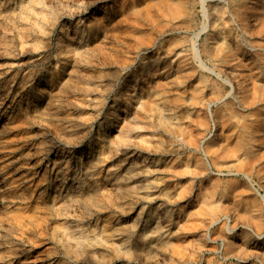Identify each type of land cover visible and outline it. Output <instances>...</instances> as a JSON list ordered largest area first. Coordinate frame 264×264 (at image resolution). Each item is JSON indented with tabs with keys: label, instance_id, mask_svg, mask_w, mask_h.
<instances>
[{
	"label": "rangeland",
	"instance_id": "374dc122",
	"mask_svg": "<svg viewBox=\"0 0 264 264\" xmlns=\"http://www.w3.org/2000/svg\"><path fill=\"white\" fill-rule=\"evenodd\" d=\"M200 1L0 0V264H264V0Z\"/></svg>",
	"mask_w": 264,
	"mask_h": 264
},
{
	"label": "bare ground",
	"instance_id": "6f19581e",
	"mask_svg": "<svg viewBox=\"0 0 264 264\" xmlns=\"http://www.w3.org/2000/svg\"><path fill=\"white\" fill-rule=\"evenodd\" d=\"M204 1L205 0H201L200 2H201V4L203 5L204 4ZM178 2V1H177ZM180 3V2H179ZM209 3V2H208ZM210 3H211V1H210ZM127 4V3H126ZM125 4V5H126ZM153 4H154V2H153ZM167 4H169V3H167ZM182 4V3H181ZM155 5V4H154ZM170 5V4H169ZM168 5V6H169ZM176 5V4H175ZM174 5V6H175ZM190 5V4H189ZM216 5V4H215ZM231 5V4H230ZM127 6V5H126ZM167 6V7H168ZM225 6H227V5H225ZM164 7V6H163ZM201 7H203V12H202V14L205 12L206 13V10L208 9V8H206L205 6H201ZM212 7V6H211ZM159 7H157V10H160V9H158ZM161 8V7H160ZM174 8V7H173ZM176 8V7H175ZM256 8V7H255ZM168 9V8H167ZM171 9V8H170ZM185 9V8H184ZM128 10V9H127ZM220 10V9H219ZM218 10V11H219ZM164 11V10H163ZM201 11H202V9H201ZM217 11V10H216ZM160 12H162V10L160 11ZM163 13H165V12H163ZM162 13V14H163ZM212 13V12H211ZM219 13H220V11H219ZM230 13V12H229ZM243 13V12H242ZM169 14H171V17H172V13H169ZM168 14V15H169ZM221 14V13H220ZM166 15V14H165ZM203 15H205L204 17H208V13L207 14H203ZM214 16V15H213ZM170 17V18H171ZM221 17V16H220ZM173 18H175V17H173ZM123 19V18H122ZM159 19V18H158ZM168 19V18H167ZM206 19V18H205ZM209 20H210V17H209V19H208V21H205L203 24H202V27H201V29L200 30H198L197 32H195L194 34H193V38L190 40L189 39V41H192V45H191V49H192V59H193V61H195V63L197 64V67H199L201 70H206V72H214L215 73V69L213 68V67H209L208 65H207V63L205 62V60L203 59L204 57H202V54L200 53V50H199V46H198V38H199V35H200V31H202V30H206L207 29V25H208V23L207 22H209ZM212 20V19H211ZM217 20V19H216ZM214 21H215V19H214ZM158 23H161V22H159V21H157ZM103 23H105V22H103ZM137 23V22H136ZM218 24V23H217ZM83 25V24H82ZM82 25H81V27H82ZM99 25V24H98ZM97 25V26H98ZM104 25V24H103ZM106 25V24H105ZM109 25V24H108ZM157 25V24H156ZM100 26V25H99ZM101 26H102V24H101ZM107 26V25H106ZM103 27V26H102ZM101 27V28H102ZM111 27V26H110ZM156 27V26H155ZM92 28H93V25H92ZM97 28V27H96ZM112 28V27H111ZM110 28V29H111ZM114 28V27H113ZM157 28V27H156ZM106 29H107V27H106ZM133 28H131V30H132ZM140 28L138 27V30H139ZM221 29V28H220ZM82 30V29H81ZM84 30V29H83ZM86 30V29H85ZM90 30V29H89ZM95 30V29H94ZM100 30V29H99ZM108 31H109V28L107 29ZM113 30V29H112ZM141 30H142V28H141ZM140 30V32H142ZM225 30V29H224ZM77 31V30H76ZM211 31V30H210ZM225 31H227V30H225ZM225 31H224V33H225ZM79 32V31H78ZM82 31H80L79 33H81ZM87 32V31H86ZM94 32V31H93ZM112 32V31H111ZM110 32V33H111ZM133 32H135V31H133ZM133 32H131V34H133L134 35V33ZM138 32V31H137ZM139 32V33H140ZM203 32V31H202ZM206 32V31H205ZM208 32V31H207ZM207 32H206V34H207ZM114 34H115V32H113ZM118 33V32H117ZM139 33H138V35H137V33H135V35H137V36H139ZM168 33V32H167ZM223 33V34H224ZM238 33V32H237ZM86 34V33H85ZM84 34V35H85ZM119 34V33H118ZM117 34V35H118ZM127 34H129V33H127ZM169 34V33H168ZM209 34V33H208ZM207 34V35H208ZM108 35H110L109 33H108ZM111 35H113V34H111ZM141 35H142V33H141ZM82 36V35H81ZM81 36H79V37H81ZM238 36V35H237ZM82 37H84V36H82ZM154 37H156L155 35H154ZM115 38V37H114ZM117 39H119V37L117 36L116 37ZM139 39H141L140 38V36L138 37ZM145 38V37H144ZM151 38V37H150ZM213 38H214V41H213V43H211V44H214V56L216 55V58H214L215 60H217V59H221L222 57H224V56H227V50H224V48L222 47V40H224L223 39V35H222V33H221V31L219 30L218 32H214V36H213ZM82 39V38H81ZM153 39H155V38H153ZM208 39V38H207ZM210 39V38H209ZM208 39V40H209ZM169 41V40H168ZM145 42H147V41H145ZM134 43V42H133ZM149 43V42H148ZM152 43V42H151ZM164 44H165V42H164ZM163 44V45H164ZM172 44V43H171ZM170 44V45H171ZM174 44V43H173ZM130 45H132L133 46V44H130ZM148 45V44H147ZM152 45V44H151ZM154 45V44H153ZM169 45V44H168ZM233 46V45H232ZM140 47V46H139ZM157 48V47H156ZM189 48V47H188ZM233 49H235V48H233ZM165 50H166V48H165ZM170 50V49H169ZM183 50H185V49H183ZM152 51H153V49H152ZM161 52V51H160ZM159 52V53H160ZM165 52V51H164ZM168 52V51H167ZM103 53V52H102ZM138 53V52H137ZM233 53V52H232ZM153 54V53H152ZM151 55V54H150ZM149 55V56H150ZM237 55V54H236ZM89 56H91V55H89ZM94 56V55H93ZM106 56V55H105ZM114 56V55H113ZM137 56V55H136ZM190 56V55H189ZM207 56V55H206ZM229 57H231V54H229L228 55ZM87 57V56H86ZM85 57V58H86ZM145 57V56H144ZM148 57V56H147ZM166 57V56H165ZM165 57H160V56H158V55H156L155 53L152 55V56H150V57H148V59L146 60L147 62H145V63H147V65H149V64H158L159 65V67L160 66H165V65H167L168 63H167V61L169 60L168 58H165ZM89 58V57H88ZM93 58V57H92ZM92 58H91V60H92ZM97 58V57H96ZM103 58V57H102ZM115 58V57H114ZM118 59H120L121 57H117ZM128 58V57H127ZM90 59V58H89ZM88 59V60H89ZM104 59H105V57H104ZM117 59V60H118ZM139 59V58H138ZM226 59V58H225ZM86 60V59H85ZM96 60V59H95ZM112 60H113V58H112ZM122 60V59H121ZM128 60V59H127ZM131 60V59H130ZM208 60V59H207ZM224 60V59H223ZM94 61V60H93ZM114 61H116V60H114ZM123 61V60H122ZM143 61H145V60H143ZM110 62V61H109ZM117 62V61H116ZM181 62V61H180ZM191 62V61H190ZM208 62V61H207ZM102 63V62H101ZM106 63V62H105ZM108 63V62H107ZM106 63V64H107ZM137 63V62H136ZM241 63V62H240ZM109 64H111V63H109ZM113 64V63H112ZM123 64V63H122ZM127 65V64H126ZM130 65V64H129ZM129 65H128V67H129ZM146 65V66H147ZM218 65V64H217ZM104 66V65H103ZM106 66V65H105ZM104 66V67H105ZM108 67H109V65H107ZM111 66V65H110ZM115 66V65H114ZM119 66V65H118ZM144 66V65H143ZM145 67V66H144ZM157 67V66H156ZM118 68V67H117ZM120 68V67H119ZM191 68V67H190ZM193 68V67H192ZM107 69V68H106ZM109 69V68H108ZM111 69H113V68H111ZM122 69V68H121ZM141 69H142V66H141ZM155 69V68H154ZM161 69V68H160ZM104 70H105V68H104ZM144 70V69H143ZM148 70V69H147ZM146 70V71H147ZM178 70V69H177ZM176 70V71H177ZM181 70V69H180ZM179 70V71H180ZM185 70V69H184ZM250 70V69H249ZM108 71V70H107ZM110 71V70H109ZM132 71V70H131ZM133 71H135V70H133ZM138 71V70H137ZM145 71V70H144ZM175 71V72H176ZM190 71V70H189ZM193 71V70H192ZM150 72V71H149ZM153 72V71H152ZM164 72V71H163ZM174 72V73H175ZM180 72H182V70L180 71ZM188 72V71H187ZM191 72V71H190ZM201 72V71H200ZM135 73H137V72H135ZM144 73V72H143ZM151 73V72H150ZM149 73V74H150ZM155 73V72H154ZM154 73H153V75H154ZM178 73V72H177ZM197 73V72H196ZM213 73V74H214ZM231 73V72H230ZM130 74V73H129ZM164 74V73H163ZM167 74V73H166ZM186 74H188V73H186ZM139 75V74H138ZM143 75H145V74H143ZM147 75V74H146ZM155 75H156V73H155ZM218 77H219V75L218 74H216ZM229 75V74H228ZM130 76V75H129ZM157 76H158V73H157ZM176 76V75H175ZM191 76V75H190ZM195 76V75H194ZM137 77V75L136 74H133V78H131V79H135ZM178 77V76H177ZM197 77V76H196ZM106 78V77H105ZM229 78H230V76H229ZM108 79V78H107ZM125 79H127V78H125ZM129 79V78H128ZM181 79V78H180ZM183 79V78H182ZM190 79V78H189ZM197 79H199V78H197ZM136 80V79H135ZM186 80H188V79H186ZM196 80V79H195ZM200 80H202V79H200ZM109 81V80H108ZM107 81V82H108ZM111 81V80H110ZM126 81V80H125ZM129 81V80H128ZM190 81V80H189ZM163 82H166V81H163ZM171 82V81H170ZM191 82V81H190ZM202 82V81H201ZM168 83V82H167ZM166 83V84H167ZM200 83V82H199ZM120 84V83H119ZM161 84V83H160ZM180 84V83H179ZM188 84V83H187ZM192 84V83H191ZM198 84V83H197ZM114 85V84H113ZM112 85V86H113ZM190 85V84H189ZM202 85V84H201ZM199 86L200 88H202V86ZM159 86V85H158ZM191 86V85H190ZM206 86V85H205ZM187 87V86H186ZM189 87V86H188ZM181 88H182V86H181ZM194 88V87H193ZM165 89V88H164ZM246 89V88H245ZM149 90V89H148ZM147 90V91H148ZM154 90V89H153ZM152 90V91H153ZM151 91V92H152ZM155 91H156V89H155ZM155 91L153 92L154 94H155ZM159 92V91H158ZM200 92V91H199ZM153 95V94H152ZM155 95H157V94H155ZM159 97H160V95H159ZM158 97V98H159ZM157 98V99H158ZM157 99H156V101H157ZM160 99V98H159ZM159 99H158V101L157 102H159ZM152 101H154V100H152ZM136 103V102H135ZM150 103V102H149ZM141 104V103H140ZM159 104V103H158ZM162 104L163 105H161V108L162 107H164V106H166L163 102H162ZM147 106V105H146ZM112 107V106H111ZM157 107H158V105H157ZM114 108H115V106H114ZM155 108V107H154ZM159 108H160V106H159ZM158 108V109H159ZM159 109L160 111L161 110H163L164 111V109ZM166 108V107H165ZM146 109V111H147V107H144V110ZM168 109V108H167ZM151 110V109H150ZM166 110V109H165ZM112 111H113V109H112ZM162 111V112H163ZM135 112H139V110L138 109H136L135 110ZM141 112H142V110H141ZM140 112V113H141ZM139 113V114H140ZM146 113V112H145ZM153 113V112H152ZM167 113V112H166ZM166 113H164V115H167ZM109 114V113H108ZM144 114V112L142 113V115ZM189 114V112L187 113V115ZM191 114V113H190ZM260 115V114H259ZM114 116V115H113ZM141 116V115H140ZM144 116V115H143ZM146 116H147V114H146ZM145 116V117H146ZM156 116V115H155ZM157 116H158V113H157ZM152 117V116H151ZM162 117V116H161ZM168 117L170 118V115H168ZM177 118H179L178 116H176ZM183 117H185V116H183ZM191 117V116H190ZM112 118H114V117H112ZM127 118V121L129 120V117H126ZM157 118V117H156ZM165 118V117H164ZM167 118V117H166ZM192 118V117H191ZM159 119V118H158ZM154 120V119H153ZM162 120V119H161ZM177 120V119H176ZM16 121V120H15ZM166 121V120H165ZM158 122H160V120L158 121ZM156 123H157V121H156ZM161 124L163 123V121H161L160 122ZM200 123V122H199ZM245 123H247V122H245ZM165 124V123H164ZM170 124V123H169ZM158 125V124H157ZM172 125V124H171ZM170 125V126H171ZM174 125V124H173ZM123 126L124 127H126L124 124H123ZM163 126V125H162ZM176 126V125H175ZM233 126V125H232ZM248 126V125H247ZM252 126V125H251ZM122 127V126H121ZM164 127H165V125H164ZM123 128V127H122ZM131 128V127H130ZM127 129H128V127H127ZM173 130V129H172ZM121 131H122V129L120 130V132H118V133H121ZM168 131V130H167ZM248 131V130H247ZM125 132H127L126 130H125ZM129 132V131H128ZM171 132V131H170ZM173 132H175V130L173 131ZM177 132V131H176ZM180 132V131H179ZM178 133V132H177ZM181 133V132H180ZM123 134H124V131H123ZM119 134H117V136H118ZM122 134H120L119 135V139H120V136H121ZM127 136H129V135H127ZM126 135H125V138L127 137ZM124 139V137L123 136H121V139ZM121 139H120V141H118L117 139V141H115V143L117 142H119L118 143V145H122L123 144V142L122 141H124V140H122L121 141ZM126 140V139H125ZM120 142H122V144H120ZM117 145V144H116ZM172 146V145H171ZM154 149H155V147H154ZM156 152V151H155ZM157 153V152H156ZM159 153V152H158ZM169 153V152H168ZM165 154H167L166 152H165ZM163 155V154H162ZM160 158V157H159ZM160 159H162V158H160ZM160 159H157V160H160ZM158 163V162H157ZM156 164V163H155ZM160 164V163H159ZM163 164H165V163H163ZM152 165V164H151ZM158 165V164H157ZM166 165V164H165ZM160 166V165H159ZM162 167L164 168V165H162ZM156 168H157V166H156ZM161 168V167H160ZM159 169V168H158ZM162 169V168H161ZM165 169H167V167L165 168ZM154 170V169H153ZM152 170V171H153ZM127 172V171H126ZM146 172H147V169H146ZM150 172V171H149ZM159 172V171H158ZM163 172V171H162ZM167 172V171H166ZM125 173V172H124ZM153 173H157V172H153ZM164 173V172H163ZM161 174V173H160ZM162 175V174H161ZM123 176L125 177V175L123 174ZM146 176V175H145ZM158 176H159V174H158ZM163 176H165L164 174H163ZM122 178V177H121ZM126 178H127V176H126ZM146 178V177H145ZM160 178V177H159ZM162 178H164V177H162ZM163 180H165V179H161V181H163ZM148 182V181H147ZM165 182V181H164ZM130 184V183H129ZM129 184L127 185V188H128V186H129ZM145 184H146V182H145ZM125 185H126V183H125ZM147 186V184L145 185V187ZM127 188H126V190H127ZM136 189V188H135ZM138 189V188H137ZM143 189V188H142ZM131 190V189H130ZM129 190V191H130ZM133 191H134V189H132ZM144 190H145V188H144ZM139 191V190H138ZM169 191V190H168ZM127 192V191H126ZM130 192H132V191H130ZM183 192V191H182ZM137 193V192H136ZM140 193H142L141 192V190H140V192H139V195H140ZM143 193H144V191H143ZM168 193V192H167ZM172 194V193H171ZM127 195L129 196V194L127 193ZM143 195V194H142ZM132 196V195H131ZM133 197V196H132ZM136 197V196H135ZM177 197H179L178 195H177ZM185 204H183V206H184ZM156 214L155 216H154V220H155V224H154V226H155V231L153 230L151 233V240H149V242H151V243H153L154 245H157L158 243L159 244H161V245H168L170 242H171V238L172 237H170V231H169V228H167V221H164L165 222V224H163V220H162V218L159 216V215H157V213L156 212H153V214ZM153 226V227H154ZM142 235V234H141ZM106 236V235H105ZM104 236V237H105ZM117 237L119 236V235H116ZM108 238V237H107ZM106 238V239H107ZM119 238H121V237H119ZM150 238V237H149ZM146 239V238H145ZM101 240H102V238H101ZM118 240H120V239H118ZM108 241V240H107ZM117 241V240H116ZM122 241H120V243H118V245L119 246H121L122 245V243H121ZM148 242V243H149ZM134 243V242H133ZM147 243V241H142L141 240V242H140V248H141V250H143V251H145V252H147V250L149 249V248H147V247H149V244ZM139 244V243H138ZM134 245V244H133ZM160 246V245H159ZM128 247V246H127ZM165 247V246H164ZM121 248H122V246H121ZM120 248V249H121ZM152 248V247H151ZM126 250V249H125ZM129 250V249H128ZM152 251V250H151ZM29 260H26V262H28ZM30 262V261H29Z\"/></svg>",
	"mask_w": 264,
	"mask_h": 264
}]
</instances>
